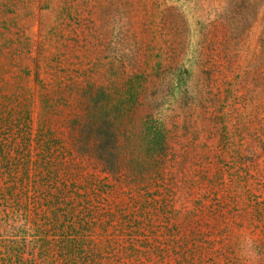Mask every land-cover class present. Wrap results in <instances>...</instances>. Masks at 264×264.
Segmentation results:
<instances>
[{
    "label": "rangeland",
    "instance_id": "rangeland-1",
    "mask_svg": "<svg viewBox=\"0 0 264 264\" xmlns=\"http://www.w3.org/2000/svg\"><path fill=\"white\" fill-rule=\"evenodd\" d=\"M0 264H264V0H0Z\"/></svg>",
    "mask_w": 264,
    "mask_h": 264
}]
</instances>
